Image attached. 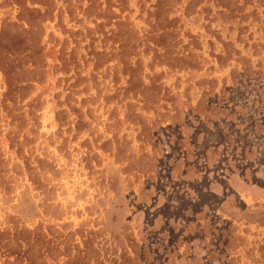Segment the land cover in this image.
Instances as JSON below:
<instances>
[{"label": "rangeland", "instance_id": "374dc122", "mask_svg": "<svg viewBox=\"0 0 264 264\" xmlns=\"http://www.w3.org/2000/svg\"><path fill=\"white\" fill-rule=\"evenodd\" d=\"M0 264H264V0H0Z\"/></svg>", "mask_w": 264, "mask_h": 264}]
</instances>
